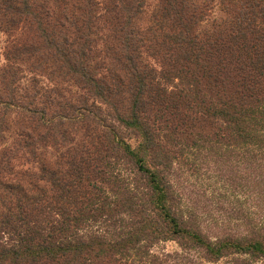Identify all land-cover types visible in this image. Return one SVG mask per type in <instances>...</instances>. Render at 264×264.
<instances>
[{"label": "trees", "instance_id": "16d2710c", "mask_svg": "<svg viewBox=\"0 0 264 264\" xmlns=\"http://www.w3.org/2000/svg\"><path fill=\"white\" fill-rule=\"evenodd\" d=\"M1 35L0 264H264V0H0ZM206 159L246 234L201 228Z\"/></svg>", "mask_w": 264, "mask_h": 264}, {"label": "rangeland", "instance_id": "374dc122", "mask_svg": "<svg viewBox=\"0 0 264 264\" xmlns=\"http://www.w3.org/2000/svg\"><path fill=\"white\" fill-rule=\"evenodd\" d=\"M2 37L0 38V52L2 53V46H3V41H4V36L1 35ZM2 59H0L1 63ZM213 163H210V166L207 167V159L203 162L201 166H198L193 172H191V175L187 173V175L182 177V182L185 187V191L189 198L197 203L200 207L198 214L201 215V218H199L201 222V228L205 231V233L212 234L215 231H219L222 229V222L221 220L219 222H212L209 214L207 216V208L211 209L212 213L215 216H219L221 214L222 220L226 221L225 224V230L233 233H239L244 234L245 231H247V227L244 224H238L234 219H231L230 215L225 212L224 210H221L218 208L216 205V199L211 200L209 197H211V189L207 190V171L210 172L211 175H216L218 171H216V167L218 165H212ZM232 165V164H231ZM235 166V165H234ZM236 167V166H235ZM238 168V167H237ZM238 174H241V170L238 169ZM216 179H212L211 183H215ZM222 182H218L217 185H220ZM208 194V196H207ZM215 200V202H214ZM232 200V198H231ZM229 202V201H227ZM207 204L209 205L207 207ZM229 203L224 204V207L228 208ZM229 209V208H228ZM246 234V233H245ZM160 250L161 251H167V252H175V251H181L180 246L176 243V241H167V242H162L160 245ZM197 255V254H196ZM235 258V257H234ZM233 259V257H232ZM237 259V258H236ZM238 262H241V259H237ZM178 262V260H177ZM176 262V263H177ZM173 263V262H171ZM185 264H232L231 258H223L220 261L212 262L207 259V261H201V259H192V262L190 263H185ZM254 264V263H252ZM256 264H261V261L256 262Z\"/></svg>", "mask_w": 264, "mask_h": 264}]
</instances>
